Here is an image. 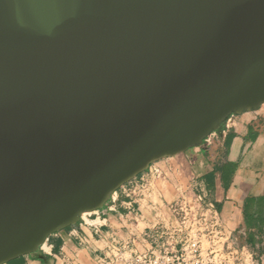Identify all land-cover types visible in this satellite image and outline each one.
<instances>
[{
  "label": "water",
  "instance_id": "water-1",
  "mask_svg": "<svg viewBox=\"0 0 264 264\" xmlns=\"http://www.w3.org/2000/svg\"><path fill=\"white\" fill-rule=\"evenodd\" d=\"M264 104V0H0V264Z\"/></svg>",
  "mask_w": 264,
  "mask_h": 264
},
{
  "label": "crops",
  "instance_id": "crops-1",
  "mask_svg": "<svg viewBox=\"0 0 264 264\" xmlns=\"http://www.w3.org/2000/svg\"><path fill=\"white\" fill-rule=\"evenodd\" d=\"M157 193L167 203L183 197L211 206L250 246L258 264H264V104L230 116L223 131L201 147L153 164L103 209L51 235L37 253L7 264H95L107 259L117 240L125 242L134 230L159 221L150 203Z\"/></svg>",
  "mask_w": 264,
  "mask_h": 264
},
{
  "label": "built area",
  "instance_id": "built-area-1",
  "mask_svg": "<svg viewBox=\"0 0 264 264\" xmlns=\"http://www.w3.org/2000/svg\"><path fill=\"white\" fill-rule=\"evenodd\" d=\"M167 209L170 221L134 230L95 264H243L247 248L211 206L181 197Z\"/></svg>",
  "mask_w": 264,
  "mask_h": 264
},
{
  "label": "rangeland",
  "instance_id": "rangeland-1",
  "mask_svg": "<svg viewBox=\"0 0 264 264\" xmlns=\"http://www.w3.org/2000/svg\"><path fill=\"white\" fill-rule=\"evenodd\" d=\"M186 199L188 201H190L188 198H186ZM175 200H177V199H175ZM173 201H171V202H173ZM171 202H169V203H171ZM150 203H151L152 208H154L156 215L159 216L158 217L159 221L155 222V224L158 222H161V221L164 223H167L168 221H170V211L167 209V206L169 203H167L166 200H164L162 196L158 195V193L155 194V197L150 201ZM164 215H165V217H164ZM239 240L241 242V245L244 246V248H247L243 254V258H244L243 264H258V260H257L256 256L254 255V253L252 252L250 246L246 242H244L243 239L239 238ZM125 242H123V240H121V241L117 240L115 242L114 246L115 245L120 246L121 244H124Z\"/></svg>",
  "mask_w": 264,
  "mask_h": 264
},
{
  "label": "bare ground",
  "instance_id": "bare-ground-1",
  "mask_svg": "<svg viewBox=\"0 0 264 264\" xmlns=\"http://www.w3.org/2000/svg\"><path fill=\"white\" fill-rule=\"evenodd\" d=\"M152 166V165H151Z\"/></svg>",
  "mask_w": 264,
  "mask_h": 264
}]
</instances>
